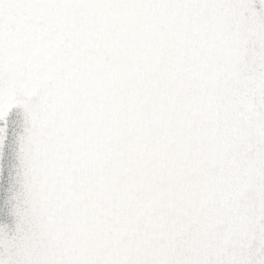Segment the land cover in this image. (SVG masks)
Returning <instances> with one entry per match:
<instances>
[{"label": "snow or ice", "instance_id": "obj_1", "mask_svg": "<svg viewBox=\"0 0 264 264\" xmlns=\"http://www.w3.org/2000/svg\"><path fill=\"white\" fill-rule=\"evenodd\" d=\"M0 264H264V0H0Z\"/></svg>", "mask_w": 264, "mask_h": 264}]
</instances>
